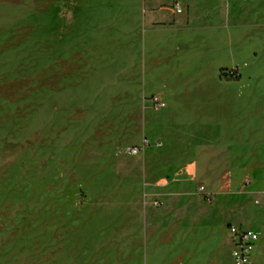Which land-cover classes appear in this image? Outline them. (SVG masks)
<instances>
[{
	"label": "rangeland",
	"instance_id": "374dc122",
	"mask_svg": "<svg viewBox=\"0 0 264 264\" xmlns=\"http://www.w3.org/2000/svg\"><path fill=\"white\" fill-rule=\"evenodd\" d=\"M65 2L0 0V264H220L218 257L212 261L214 245L202 224L186 234L182 250L145 245L140 258L139 246L121 263L105 235L112 210L140 198L143 140L162 142L143 136L140 112H189L203 104L205 112H225L235 141H264V19L255 22V35L242 33L234 53L218 44L196 57L195 72L212 80L191 85L190 70L173 71L187 58H172V69L150 70L157 53L137 45L129 52V36L137 32L113 29L104 5ZM222 64H232L224 68L239 77L219 83ZM178 77L177 93L162 98L166 79ZM194 88L210 97L197 101L189 94ZM222 91L223 106L211 109V97ZM153 96L166 106L156 109ZM262 144L254 167L264 175ZM135 146L138 153L131 152ZM244 177L224 199L207 200L209 208L224 204L225 240L229 222L255 231L264 223V206L256 203L264 197L250 194L253 178ZM260 250L264 256V241Z\"/></svg>",
	"mask_w": 264,
	"mask_h": 264
},
{
	"label": "crops",
	"instance_id": "0c3cea01",
	"mask_svg": "<svg viewBox=\"0 0 264 264\" xmlns=\"http://www.w3.org/2000/svg\"><path fill=\"white\" fill-rule=\"evenodd\" d=\"M64 1L72 5L86 1L88 4L104 5L108 19L114 22L113 29L137 32V35L129 36V52H133V47L137 45L143 52L157 53V57H150V70L158 67L172 69V58H187L189 61L185 66H176L173 71L179 74L184 68L190 70L192 76L187 83L191 85L207 84L212 80L195 72L199 71L196 57L198 60L201 54L217 50L218 44L234 53L239 48L242 33L254 34L257 19H264V9H261L264 0ZM176 3L182 6V12L176 11ZM221 35L225 41L217 40ZM231 65L222 64L217 68L219 83L224 84L220 69L232 68ZM180 81L179 77L166 79L167 88L158 91L162 98L176 94ZM167 91H170L169 94ZM138 92L140 103L144 104L148 92L146 85L143 84ZM189 94L201 102L210 97L207 89L200 91L194 88ZM211 100V109L217 108L219 102L223 106L224 92L211 97ZM151 107L147 106L154 109ZM200 107L189 112H140V130L141 126L147 128L143 136L160 138L162 142L160 145L147 144L140 154V198L112 210L115 214L111 221L112 230L105 235V239L107 244L117 249L118 262L133 258L139 246L140 258L145 245H149L150 250H156L159 244H173L182 250L186 234L201 224L208 230V239L214 245L212 261L218 257L221 264L224 256L222 248L227 246L223 264L230 262L232 244L229 226L240 223L229 222L225 240L224 204L218 203L209 208L207 200L214 196H217L218 202L220 197L224 199L230 193L229 188L247 175L253 178L249 193L264 197L260 183L264 175L254 167L258 149L263 147L264 141L261 139L259 146H247L246 139L235 141L236 132L232 129L226 131L225 112H205L203 104ZM243 150H248L249 154L242 153ZM201 186L205 188L204 192H200ZM210 218L213 221H208ZM261 225L260 240L253 253L257 264H262L264 260L260 250L264 241V223L261 222Z\"/></svg>",
	"mask_w": 264,
	"mask_h": 264
},
{
	"label": "built area",
	"instance_id": "2783aa9c",
	"mask_svg": "<svg viewBox=\"0 0 264 264\" xmlns=\"http://www.w3.org/2000/svg\"><path fill=\"white\" fill-rule=\"evenodd\" d=\"M177 12H182L183 8L179 3L175 5ZM235 71L237 70H227V78L234 76ZM238 72V71H237ZM153 105L156 109H160L166 106V103L160 96L152 97ZM147 144H150L147 139L143 140V149ZM157 144H161L158 142ZM140 148L135 146L131 149V152L138 153ZM205 188L200 187V192H204ZM263 201V202H262ZM256 203L264 206V200H256ZM229 232L231 235V250H230V262L228 264H257L253 260V253L256 248L257 243L260 240V232L255 231L249 227H244L242 225L231 224L229 226Z\"/></svg>",
	"mask_w": 264,
	"mask_h": 264
},
{
	"label": "trees",
	"instance_id": "16d2710c",
	"mask_svg": "<svg viewBox=\"0 0 264 264\" xmlns=\"http://www.w3.org/2000/svg\"><path fill=\"white\" fill-rule=\"evenodd\" d=\"M226 71H227L226 68H224V69L221 70V76H222V77H223V76H224V77H227V76H228ZM237 73H238V72L235 71V74H234L233 77H235V78H236V77H239Z\"/></svg>",
	"mask_w": 264,
	"mask_h": 264
}]
</instances>
